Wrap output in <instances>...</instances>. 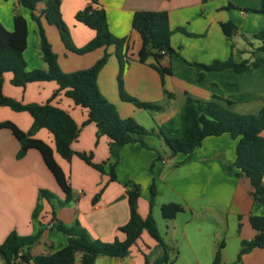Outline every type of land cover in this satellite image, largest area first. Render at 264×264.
Returning a JSON list of instances; mask_svg holds the SVG:
<instances>
[{
	"label": "crops",
	"instance_id": "1",
	"mask_svg": "<svg viewBox=\"0 0 264 264\" xmlns=\"http://www.w3.org/2000/svg\"><path fill=\"white\" fill-rule=\"evenodd\" d=\"M90 2L60 0L62 19L77 47L95 34L93 29L74 17ZM13 6L17 7L27 25L23 52L26 69H43L45 64L37 50V36L29 10L17 5L16 0H0V23L7 30L13 29ZM42 7L43 4L38 3L37 10ZM94 7H102L106 11L112 34L129 38L127 55L130 58L123 74L124 91L139 101L165 104L162 111L145 110L120 98L116 82L118 62L112 45L77 54L64 47L55 26L47 24L44 18L41 21L57 55L58 65L64 72L87 68L105 51L109 54L96 83L100 93L115 106L121 117H132L145 129L160 130L167 137H181L185 129L187 97L215 100L239 114H257L262 107L264 65L235 72L231 68L207 71L191 64H208L229 56L235 62L263 57L264 52L254 50L258 41L250 38L253 33L264 29V14L258 11L261 0H97ZM138 10H165L170 28L181 27L189 33L175 31L171 35L170 44L175 53L160 61L161 65L170 68V74L164 75L163 83L159 73L149 65L151 59L145 63L136 60L141 40L131 26V16ZM225 21H231L237 28L231 40L220 27V23ZM200 73L203 76L199 80ZM12 76L10 71L3 74L2 92L21 103H44L58 88L54 80L16 86L11 83ZM51 103L68 111L79 126L78 135L71 143L74 151L91 152L94 163L113 160L108 152V137L103 134L96 136L93 122L82 124L87 117L86 108L74 104L63 90ZM5 120L22 130L29 129L32 123L28 112L0 106V122ZM260 134L264 137V129ZM34 137L53 149L54 159L67 176L73 192L72 200L57 209L56 217L66 224L78 219L93 238L106 242L116 237L123 239L118 227L128 219L126 182H134L140 188L137 211L142 218L149 212L150 189L154 188L151 215L167 251L143 230L125 257L98 255L95 264H213L220 242H223V247L217 264H233L240 241L250 239L255 233L249 223V215L264 214V203L253 199L249 179L244 175L236 176L225 168L234 162L236 145V140L227 133L205 137L188 156L182 153L168 155L159 138L149 142L161 154L159 159L155 150L138 142L124 144L118 152L116 179L113 181L75 155L70 160L60 157L54 150L53 135L46 128L38 129ZM18 148V141L11 131L0 128V243L11 231L19 235L32 232L30 215L39 189H47L60 200L64 199L40 153L36 149H28L18 159ZM165 158L169 161L165 162ZM100 189L98 200L92 203L93 196ZM169 202L180 204L183 210L173 218H161V230L154 213L160 211L162 204ZM50 217V205L43 201L40 218L45 228L39 242L30 250L34 255L51 252L66 243L64 234L50 228ZM165 255L166 262L157 263ZM79 258L80 255H76L69 264H79ZM240 261L242 264H264V248H253L243 253Z\"/></svg>",
	"mask_w": 264,
	"mask_h": 264
},
{
	"label": "trees",
	"instance_id": "2",
	"mask_svg": "<svg viewBox=\"0 0 264 264\" xmlns=\"http://www.w3.org/2000/svg\"><path fill=\"white\" fill-rule=\"evenodd\" d=\"M16 1L17 5L30 12V17L35 24L37 50L45 68L26 69L23 52L26 47L27 25L17 7L13 6V29L7 30L0 23V106H7L14 111L28 112L32 117V123L29 129L22 130L15 123L5 120L0 122V128L9 129L18 141L19 148L16 158L23 157L28 149H36L40 153L44 164L64 194V199L60 200L47 189L38 190L37 200L30 215L32 232L28 235H19L15 231H11L6 235L0 243L1 264H25L27 262L69 264L74 261L76 255H80L79 264H95L98 255L122 258L128 254L130 247L143 230H146L167 251V245L162 240L151 215L155 197L153 186L150 189L148 201L149 212L145 218H142L137 211L140 188L134 182L125 183L128 219L118 227V231L124 235L123 239L116 237L111 242L102 241L93 238L86 228L81 226L78 219H74L70 224L59 220L56 217V211L72 200L73 192L67 176L54 159L53 149L43 140L34 137L35 132L40 128H46L53 135L54 150L60 157L70 160L75 155L100 173L107 174L109 181L116 179L115 165L119 149L124 144L138 142L146 148L155 150L156 158L159 159L161 154L147 141V139L155 137L162 140L170 156L177 153L188 156L205 137L227 133L236 140V145L234 162L232 165H226V170L236 176H246L252 187L253 199L264 203V184L262 183L264 137L260 134L264 129V103L257 114H239L221 106L215 100L203 101L187 97L184 110L185 129L181 137H167L160 130H147L134 118L121 117L115 106L100 93L96 79L108 59L109 54L106 51L91 66L64 72L58 65L57 55L46 37L41 18H44L47 24L55 26L60 41L69 51L83 54L99 47L105 48L112 45L118 62L116 82L120 98L145 110L162 111L165 104L139 101L124 91L123 74L130 58L127 55L129 38L128 36L118 37L110 32L106 11L102 7H94L97 0H91L89 4L75 13L74 17L77 21L95 32L94 36L80 47L73 44L68 27L62 19L60 0ZM38 3L43 4L39 11L37 10ZM258 11L264 14V0H261V7ZM131 26L139 34L141 40L140 47L136 52V60L145 63L151 59L149 65L159 73L163 83V77L170 74V68L161 65L160 61L175 53L170 44L171 35L175 31H183L187 35L189 33L181 27L170 28L168 13L165 10L135 11L131 16ZM220 27L228 39L237 33V28L231 21L221 22ZM250 38L258 41L254 50L264 52V29L253 33ZM191 64L199 65L207 71L231 68L235 72H243L250 67L264 65V56L240 62H235L229 56L225 60H214L208 64L197 62ZM7 71L13 74L11 78L13 85L24 86L32 81L54 80L58 84V88L44 103H21L2 92V76ZM202 76L203 73H200L198 79H202ZM61 90L72 99L74 104L87 109V117L82 124L93 122L97 129L96 136L103 134L108 137V152L112 161L94 163L91 152L74 151L71 148L72 141L78 135L79 126L68 111L51 103V100ZM101 189L93 196L92 203L98 200ZM43 201L50 205V228L64 234L66 243L51 252L34 255L30 250L39 242L45 228V224L40 218ZM182 210L183 207L174 202L164 203L160 207L161 216L164 219L173 218ZM248 220L255 233L250 239L240 241V249L233 264H242L240 260L243 253L253 248H264V214H250ZM222 247L223 242H220L214 253L213 264L220 261ZM166 260L167 255L157 263L166 262Z\"/></svg>",
	"mask_w": 264,
	"mask_h": 264
},
{
	"label": "rangeland",
	"instance_id": "3",
	"mask_svg": "<svg viewBox=\"0 0 264 264\" xmlns=\"http://www.w3.org/2000/svg\"><path fill=\"white\" fill-rule=\"evenodd\" d=\"M34 27H35V24H34ZM229 40H231V39H229ZM62 43V42H61ZM233 47V46H232ZM147 130H149V129H147ZM156 138L155 137H152V138H150V139H147V141H149V142H152L153 140H155ZM166 147V146H165ZM166 150H168L167 148H166ZM170 153H169V151H168V155H169ZM154 215H155V217H156V219H157V221H158V223H159V225H160V229L162 230L163 228V226H162V221H161V218H162V220H164L163 219V217L161 216V213H160V211H158V210H156V212L154 213ZM179 264H182V263H179Z\"/></svg>",
	"mask_w": 264,
	"mask_h": 264
},
{
	"label": "built area",
	"instance_id": "4",
	"mask_svg": "<svg viewBox=\"0 0 264 264\" xmlns=\"http://www.w3.org/2000/svg\"><path fill=\"white\" fill-rule=\"evenodd\" d=\"M164 161L166 162V161H169V160H168V158H165ZM170 163H171V162H170Z\"/></svg>",
	"mask_w": 264,
	"mask_h": 264
}]
</instances>
